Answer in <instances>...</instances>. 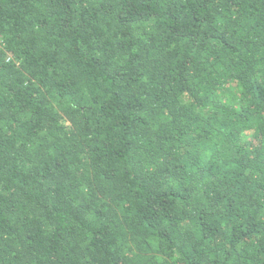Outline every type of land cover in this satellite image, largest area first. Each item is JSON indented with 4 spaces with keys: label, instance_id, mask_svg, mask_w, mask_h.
<instances>
[{
    "label": "trees",
    "instance_id": "16d2710c",
    "mask_svg": "<svg viewBox=\"0 0 264 264\" xmlns=\"http://www.w3.org/2000/svg\"><path fill=\"white\" fill-rule=\"evenodd\" d=\"M0 264H264V0H0Z\"/></svg>",
    "mask_w": 264,
    "mask_h": 264
}]
</instances>
